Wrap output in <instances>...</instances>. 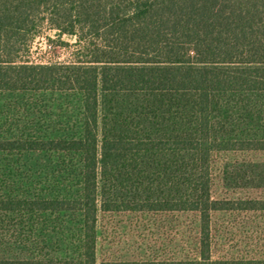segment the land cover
<instances>
[{"label": "trees", "instance_id": "obj_1", "mask_svg": "<svg viewBox=\"0 0 264 264\" xmlns=\"http://www.w3.org/2000/svg\"><path fill=\"white\" fill-rule=\"evenodd\" d=\"M44 23L59 38H75L69 62L21 60ZM2 92L77 94L82 114L79 136L0 138L1 153L74 154L81 164L76 191L64 195L30 190L16 194L0 185V216H79V232L70 252L51 256L29 247L15 255L0 251V264H264L263 252L251 256L217 253L213 217L238 210L264 214V196H216L217 170L212 159L230 151L231 144L211 140L209 119L216 93H264V0H0ZM111 92H191L197 96L196 138L173 142V149L195 154L193 188L174 200L142 202L124 210L195 216L196 247L187 254L139 262L98 259V218L101 212H113L99 200L98 154L123 149L100 138L99 97ZM138 147L168 149L161 142L139 143ZM244 150L264 153V140L247 143Z\"/></svg>", "mask_w": 264, "mask_h": 264}, {"label": "rangeland", "instance_id": "obj_2", "mask_svg": "<svg viewBox=\"0 0 264 264\" xmlns=\"http://www.w3.org/2000/svg\"><path fill=\"white\" fill-rule=\"evenodd\" d=\"M74 51V37L59 38L44 23L21 60L65 63ZM81 114L77 94L2 92L0 138L79 136ZM209 119L211 140L231 144L230 151L212 159L217 170L216 196H264V153L244 150L247 143L264 140V93H216ZM98 127L102 140L123 147L98 154L99 200L113 210L101 212L98 218V259L109 263L167 260L194 250L197 221L192 214L124 210L137 203L174 200L193 188L195 154L173 149V142L196 138L197 96L191 92L103 93L98 102ZM152 142L168 149H138L139 143ZM80 165L74 154L0 152V185L16 194L30 190L64 195L76 191ZM211 228L218 254L264 253V214L219 213ZM78 232L79 216L74 214L3 215L0 251L15 255L29 247L61 256L72 250Z\"/></svg>", "mask_w": 264, "mask_h": 264}]
</instances>
